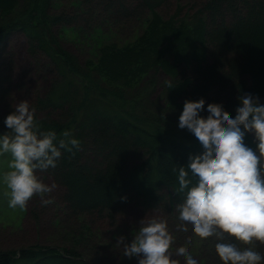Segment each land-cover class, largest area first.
Listing matches in <instances>:
<instances>
[{"label": "trees", "instance_id": "1", "mask_svg": "<svg viewBox=\"0 0 264 264\" xmlns=\"http://www.w3.org/2000/svg\"><path fill=\"white\" fill-rule=\"evenodd\" d=\"M163 1L73 0L69 9L53 12V0H0L1 57L11 60L4 46L23 30L30 52L34 56L44 52L55 70L45 97L35 100L36 108L48 106L53 111L42 119L36 113L38 122L58 133L70 129L81 141L79 148L63 151L52 168L63 181L62 200L73 216L114 224L126 205L138 198L144 200L143 208L173 214L182 202L173 190V168L201 153L191 135L175 133L161 110L143 103L149 101L140 89L153 71L171 77L162 109L166 113L180 114L186 99H203L205 107L218 106L231 116L237 97L249 92L264 103V0H204L194 13L180 16L179 6L167 19L157 9ZM87 5L92 12H117L104 20L108 28L91 12L84 15ZM146 10L143 31L134 24L130 37H124L118 29L122 22L140 20ZM56 25L75 36L81 35L78 25L88 27L94 55L80 62L63 47L53 30ZM12 91L0 89V103ZM11 110H0V131L6 130L4 117ZM247 142L252 143L251 135ZM91 222L82 221L74 240L69 233L70 246L34 244L0 250V264H137L135 257L123 256L121 248L108 261L97 257L100 234L92 230ZM78 236L86 241L87 253L79 250Z\"/></svg>", "mask_w": 264, "mask_h": 264}, {"label": "clouds", "instance_id": "2", "mask_svg": "<svg viewBox=\"0 0 264 264\" xmlns=\"http://www.w3.org/2000/svg\"><path fill=\"white\" fill-rule=\"evenodd\" d=\"M237 99L231 116L218 106L205 107L203 99L184 101L178 127L188 130L201 154L173 168V190L182 200L175 207L178 223L173 231L190 229L202 241L212 238L223 264H264V252L252 246L264 242V103L251 92ZM4 125L0 156L11 158L8 169L0 172V183L8 206L22 209L35 195L49 203L45 196L55 185L46 183L38 170L55 168L63 151L80 147V139L70 129L58 133L42 128L26 99L12 107ZM249 135L252 143L247 142ZM117 243L123 256L135 257L137 264H200L189 239L172 251L174 241L162 216L143 217L131 240L121 234Z\"/></svg>", "mask_w": 264, "mask_h": 264}, {"label": "rangeland", "instance_id": "3", "mask_svg": "<svg viewBox=\"0 0 264 264\" xmlns=\"http://www.w3.org/2000/svg\"><path fill=\"white\" fill-rule=\"evenodd\" d=\"M73 0H53L54 8L52 11H59L60 9L71 7ZM200 1L204 0H181V5L177 0H165L157 8L164 18H169L175 14L179 6H182L180 16L190 12L194 13L200 8ZM136 2V1H135ZM134 4L136 5L137 2ZM241 4V1H239ZM134 5V6H135ZM130 10H134V7L130 4ZM142 14L141 18L134 19L133 22H122L123 26L118 27L122 30L124 37H130L132 34V25H140L141 32L144 29V19L146 18L149 10ZM93 18H97L96 22L101 25L109 27V23L104 24V20L108 15L117 13L114 9L97 10L92 12L89 5L83 10L84 15H90ZM85 19V18H83ZM215 21L220 25V19L216 18ZM144 23V24H143ZM83 26V24L81 23ZM81 35H73L65 31V27L62 25H56L53 27L55 33L59 36L60 41L64 48L72 52L83 64L86 60L94 55L92 48V41L88 36L91 34V30L88 27H77ZM90 32V33H89ZM80 36V37H79ZM4 51L10 55L11 60L8 57H1L2 51H0V89L9 88L12 94L5 99V102L0 103L1 112H5L10 107L22 100H28L29 103L35 107V100L38 97H45V94L49 91L52 81L55 77V70L51 66L49 57L41 52L38 55H33L29 48V37L23 30L16 31L9 39L8 43L4 46ZM4 53V52H3ZM4 72L7 73L4 78ZM5 79H9L6 82ZM171 80L170 75L164 71H153L151 75L145 79L146 86L140 89V92L146 93V100L144 104H148L149 108L151 104L156 106L155 110H161V114L165 115L166 122L172 127L175 133L185 136L190 135L186 128L181 129L178 127V113H166L162 111L166 107V84ZM36 113L39 119H42L52 108L48 106L38 109ZM153 109V110H154ZM10 155L5 154L0 156V172L8 169ZM41 178L48 184H54L52 192L46 194L45 198L50 202L42 203L39 195L33 196L26 207L24 208H10L8 206V198L4 194L5 186L0 183V250H17L23 246H29L34 244L41 245H53L62 247L64 245L70 246L74 240V236L80 230L82 221H92V230L97 231L100 235L98 238V247L96 256L106 261L109 257L116 256L118 250L122 247L117 243L119 235H125L128 240H131L135 231L138 229L139 221L143 217L162 216L168 220L169 234L172 236L175 248L184 246V240L189 239L192 241L190 251H192L195 258L198 259L200 264H222L218 259V255L215 252L214 241L212 238L207 240H201L194 233L187 231L184 234H179L173 230L177 226V214L168 213L162 209L155 207L143 208L141 205H145L144 200L141 198L131 201L126 205V208L121 215L118 216L116 223H109L108 220H95L90 219L89 216H82L80 218L73 216L69 213L66 203L62 200V195L66 192V188L63 185V181L60 179L56 171L51 167L47 170H38ZM61 180V181H60ZM167 190V189H166ZM187 227V226H185ZM87 237V236H86ZM79 238V250L82 253H87L88 248L86 241ZM240 246H246L242 242L237 241ZM259 251L264 252V242L256 241L252 245ZM120 249V250H121ZM92 257V256H91ZM137 261V259H136ZM175 264H184L182 260H175Z\"/></svg>", "mask_w": 264, "mask_h": 264}, {"label": "bare ground", "instance_id": "4", "mask_svg": "<svg viewBox=\"0 0 264 264\" xmlns=\"http://www.w3.org/2000/svg\"><path fill=\"white\" fill-rule=\"evenodd\" d=\"M99 160L98 158H91V161H97Z\"/></svg>", "mask_w": 264, "mask_h": 264}]
</instances>
